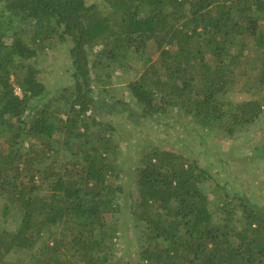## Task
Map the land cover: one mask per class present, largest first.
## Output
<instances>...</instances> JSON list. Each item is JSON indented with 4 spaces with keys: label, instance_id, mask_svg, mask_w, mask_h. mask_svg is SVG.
I'll list each match as a JSON object with an SVG mask.
<instances>
[{
    "label": "trees",
    "instance_id": "obj_1",
    "mask_svg": "<svg viewBox=\"0 0 264 264\" xmlns=\"http://www.w3.org/2000/svg\"><path fill=\"white\" fill-rule=\"evenodd\" d=\"M55 41L73 81L53 89L37 61ZM133 54L149 62L112 100ZM246 83L255 98L233 105ZM173 110L228 137L261 117L264 0H0V264H264V205L228 195L219 216L206 168L158 145L132 164V134L101 118Z\"/></svg>",
    "mask_w": 264,
    "mask_h": 264
},
{
    "label": "rangeland",
    "instance_id": "obj_2",
    "mask_svg": "<svg viewBox=\"0 0 264 264\" xmlns=\"http://www.w3.org/2000/svg\"><path fill=\"white\" fill-rule=\"evenodd\" d=\"M87 1L89 3L94 1L101 3L103 0ZM55 43V46L42 53L37 61V65L41 70L40 78L44 80L48 87H53V89L69 85L73 81V66L69 46L59 41H55ZM146 53V57L152 56V61L157 59L159 51H157L154 42L149 44ZM141 55H130L129 61L132 68L121 69L113 74L111 84L108 86L110 90L109 97L112 96V100L130 99L129 82L137 78L149 62L145 60V56ZM252 56L254 57L253 54ZM254 65L255 59L252 58L249 69L254 68ZM239 87L238 85L228 95L233 105L255 98L251 92L247 91V83L243 91H240ZM16 91L21 92L19 87H16ZM109 97L106 96L105 98L108 103H111ZM224 99H226V96H224ZM101 118L119 124L121 126L119 132L126 133V138L132 134V141L136 142L128 145L125 141H121L123 154H126L127 147H131L132 164L139 163L141 151L149 150L152 146L158 145L164 149H179V151L184 152L189 157L191 156L202 167L206 168L210 176L204 183V189L209 193L212 207L219 216H222V210L226 205L230 208L234 207L230 198H225L229 197L228 195H245L254 202L264 205V112L256 122L239 130L234 137L204 129L193 123L190 118L184 115L179 116L177 110L169 111L158 122L146 120V123L140 127H133L130 120L121 114L104 115ZM117 136L122 139L119 133ZM3 203L4 200L0 194V224L3 223ZM13 217V215L8 217V221L12 223L11 226L16 224ZM131 232L130 229L133 238L132 258L137 261V256L134 255L138 243ZM119 245L122 250L125 248V243L121 242ZM122 250L119 251V254ZM127 256L130 257V254L127 253Z\"/></svg>",
    "mask_w": 264,
    "mask_h": 264
}]
</instances>
